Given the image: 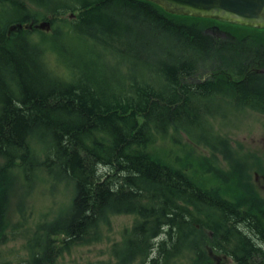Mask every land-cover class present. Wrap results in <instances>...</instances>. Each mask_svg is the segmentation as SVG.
<instances>
[{
  "label": "trees",
  "instance_id": "obj_1",
  "mask_svg": "<svg viewBox=\"0 0 264 264\" xmlns=\"http://www.w3.org/2000/svg\"><path fill=\"white\" fill-rule=\"evenodd\" d=\"M40 20L50 22V32L17 28ZM211 23L149 0H0V244L12 170L30 180L40 165L34 136L41 164L71 182L74 194L63 214L37 224L27 264H37L33 250L43 232H64V245L86 243L112 213L136 215L114 250L118 264L144 259L166 227L179 246L161 240L159 250L193 248L190 264H214L206 244L245 264L244 249L255 247L245 243V227L253 225L244 222L256 219L258 233L264 226L251 190L229 200L226 190L199 186L151 149L170 129L205 131L223 101L264 113V74L257 71L264 27L221 21L231 33L216 37L205 31Z\"/></svg>",
  "mask_w": 264,
  "mask_h": 264
},
{
  "label": "rangeland",
  "instance_id": "obj_2",
  "mask_svg": "<svg viewBox=\"0 0 264 264\" xmlns=\"http://www.w3.org/2000/svg\"><path fill=\"white\" fill-rule=\"evenodd\" d=\"M206 76L202 74L198 79ZM231 77L238 78L234 74ZM221 104L209 116L206 132L197 129L192 135L170 129L164 137L156 138L151 149L170 165L185 171L199 186L226 190L224 196L229 200L244 195L248 188L264 214V113L248 107L234 109L227 101ZM29 143L40 165L30 180L25 179L19 167L12 170L13 183L1 214L2 222L7 221L8 225L3 229L6 239L0 244V264H22L29 259L37 224H49L63 214L74 194L71 182L59 180L41 164L42 144L34 136L29 137ZM135 220L132 213H112L99 223L97 238L86 243L64 245V232H43L33 251L51 250L54 264H118L114 252L122 247ZM47 241L50 247L46 246ZM194 253L193 248L186 247L170 264H190ZM222 261L235 264L231 257Z\"/></svg>",
  "mask_w": 264,
  "mask_h": 264
},
{
  "label": "flooded vegetation",
  "instance_id": "obj_3",
  "mask_svg": "<svg viewBox=\"0 0 264 264\" xmlns=\"http://www.w3.org/2000/svg\"><path fill=\"white\" fill-rule=\"evenodd\" d=\"M210 20H212V23L210 25H208L205 28L206 32H209L211 34H213L216 37H224V36H229L230 35V31L227 29H224L223 27H221V21H225V20H220V19H215V18H209ZM227 22H234V21H227ZM236 23V22H234ZM262 58L257 62V65L259 66L257 68V71L264 74V53L261 56ZM256 219H248L247 221H245L244 223H252L253 226H251L250 224H247L246 226V233L245 235V243L247 245H249V247L254 248L253 249H244L243 251V257L245 259V264H264V226L261 229L262 233H258V229H256L255 226V222ZM261 222H264V220H259ZM196 227L199 228V224H196ZM169 230L168 227H166L163 231L164 233L159 234L158 236L154 237V244L153 247L148 251V254L145 256L144 259L141 258H137L135 257L134 259H132V264H165L171 261V259H167L166 256L168 254H173L174 256H177L178 253H180L181 251L179 250L177 253L174 250H159L158 247V243L161 240H165L166 244L169 247H174L179 246V244H174L172 243V240H177L178 236L176 234H172V233H168L167 231ZM208 237L212 238L211 233L207 235ZM206 236V237H207ZM196 239H199V235H195L194 236ZM205 237V236H204ZM179 242V241H178ZM197 244L200 245V241H197ZM196 245V244H195ZM196 247H198L196 245ZM200 247V246H199ZM206 251H207V255H208V260L209 263H214V264H223L224 259H228V257H231L234 260V255L232 254L231 250H217L212 248H209L206 244ZM172 252V253H171ZM34 254L37 256V264H54V257L55 254L52 253L51 250L46 251V250H38L35 251ZM221 254V255H220ZM256 257L255 260H253V258ZM31 255L30 258L25 260L22 264H27L28 262H31ZM234 262L236 263V260H234Z\"/></svg>",
  "mask_w": 264,
  "mask_h": 264
},
{
  "label": "water",
  "instance_id": "obj_4",
  "mask_svg": "<svg viewBox=\"0 0 264 264\" xmlns=\"http://www.w3.org/2000/svg\"><path fill=\"white\" fill-rule=\"evenodd\" d=\"M161 6L165 11L196 17H209L235 21L248 26L264 27V0H149ZM70 14L69 17H72ZM39 28L48 30L50 22L43 20L17 28ZM10 30L16 29L11 25Z\"/></svg>",
  "mask_w": 264,
  "mask_h": 264
}]
</instances>
